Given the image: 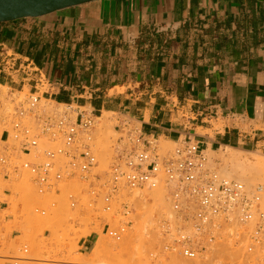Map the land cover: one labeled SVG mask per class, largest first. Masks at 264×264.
I'll list each match as a JSON object with an SVG mask.
<instances>
[{"label": "crops", "instance_id": "1", "mask_svg": "<svg viewBox=\"0 0 264 264\" xmlns=\"http://www.w3.org/2000/svg\"><path fill=\"white\" fill-rule=\"evenodd\" d=\"M0 47V84L13 90L205 151L264 143V0H92L0 23ZM11 194L0 191V216H13Z\"/></svg>", "mask_w": 264, "mask_h": 264}, {"label": "built area", "instance_id": "2", "mask_svg": "<svg viewBox=\"0 0 264 264\" xmlns=\"http://www.w3.org/2000/svg\"><path fill=\"white\" fill-rule=\"evenodd\" d=\"M71 113L69 105L46 110L41 106V97L35 95L19 101L15 108L13 138L20 140L23 153L35 151L41 138L49 142L60 138L63 141V147L58 150L44 152L45 163L22 164L41 192L53 187L54 161L58 154H64L69 158L67 165L54 178L61 180L79 174L89 180L95 176L96 183L88 186L96 197L103 191L104 210L114 212L115 205L122 208L123 216L115 228L108 222L104 224L106 234L120 240L133 223L129 219V202L123 193L156 189L164 181L172 214H163L159 219L163 251L176 252L187 260L203 259L218 242L227 240L229 250L241 251L234 264H264V212L259 209L264 186L249 188L241 181L222 178L209 165L200 143L190 138L178 141L168 154L162 153L155 139L146 136L130 120H119L114 127V159L109 177L103 180L93 174L98 166L90 143L95 118L77 114L72 121ZM29 114L33 120L28 118ZM6 138L9 139V131ZM0 162L6 165V157H1ZM100 180L104 182L99 183ZM251 224L254 227L250 231ZM29 260L19 257L7 264H23Z\"/></svg>", "mask_w": 264, "mask_h": 264}, {"label": "rangeland", "instance_id": "3", "mask_svg": "<svg viewBox=\"0 0 264 264\" xmlns=\"http://www.w3.org/2000/svg\"><path fill=\"white\" fill-rule=\"evenodd\" d=\"M4 52V49L0 47V57L5 55H1ZM31 95L40 96L41 106H44L46 110L52 106L66 107L65 104H57L52 100L42 98V93H31L28 86L19 92L9 85L0 84V158L5 156L7 159L6 165L0 162V191L9 190L12 193L10 197L3 198L9 200L10 203V209L6 211V214L13 215L0 216V264L14 263V259L19 257L30 259L23 264H169L167 262L170 264H216V262L234 264L241 251L239 249L240 252L237 249L229 250L227 240L217 243L218 245L216 244L203 259L185 260L176 252L163 251L159 219L163 214H172L164 181L161 182L159 189L147 190L145 188L142 191H133L131 194L128 191L123 193L125 200L130 203L129 219H132L133 223L128 226L120 240L106 234L104 224L108 222L112 228H115L123 216L122 208L120 205H115L114 212L104 210L103 191H101L102 195L99 194L96 197L88 186L91 182L96 183L95 176L90 177L89 180L81 178L79 174L63 177L61 180L54 178V175L59 171H64L67 165L69 158L64 154H58L54 161L53 187L40 192L34 183L33 176L23 168L22 164L24 162L45 163L44 152L58 150L63 147V141L60 138L55 142H49L41 138L35 151L30 154L21 151L20 140L13 138L12 121L18 102L24 101ZM73 107L78 108L76 104ZM78 110L95 118L96 125L91 130L92 141L90 143L98 166L93 174L100 175L104 180L109 177L110 166L114 159L115 125L119 120H130L141 129L140 123L130 118H120L113 112H97L90 107L78 108ZM78 110L72 109L70 114L72 121L76 120ZM28 118L33 120L30 114ZM6 131H9L8 140ZM4 133L5 138L2 139L1 136ZM152 139H155L161 152L166 154L178 144V141L172 142L163 138L152 137ZM182 140L184 137L180 141ZM235 149L236 153L252 162L256 160L264 162V143L251 151ZM228 151L225 147L213 152L205 151L209 165L216 168L220 176L226 179L228 178L223 168L228 163L232 165L223 157ZM103 180L99 183H103ZM231 180L238 181V179ZM248 181L243 183H248L246 185L249 188L257 185L264 186V176L262 178L251 176ZM262 196L259 209L264 212V192ZM5 217H11L12 220L5 222ZM253 227L254 224H251L248 230L251 231ZM45 231L51 232L50 238L43 237ZM14 233H20V236L13 237ZM90 235H93L92 242L87 245V249L83 248L80 244L81 239ZM96 249L102 250L99 261L92 260V252ZM25 250L28 252L25 253ZM137 251L140 253L136 260H130Z\"/></svg>", "mask_w": 264, "mask_h": 264}, {"label": "water", "instance_id": "4", "mask_svg": "<svg viewBox=\"0 0 264 264\" xmlns=\"http://www.w3.org/2000/svg\"><path fill=\"white\" fill-rule=\"evenodd\" d=\"M92 0H0V23L38 18Z\"/></svg>", "mask_w": 264, "mask_h": 264}, {"label": "bare ground", "instance_id": "5", "mask_svg": "<svg viewBox=\"0 0 264 264\" xmlns=\"http://www.w3.org/2000/svg\"><path fill=\"white\" fill-rule=\"evenodd\" d=\"M78 114V113H77ZM12 125V124H11ZM150 138V137H149ZM152 138V137H151ZM197 142V141H196ZM201 145V144H200ZM202 148V147H201ZM226 148L229 150L226 155H224V159L226 158V161L227 162H230L232 163V165L228 163V165L226 167L223 168V172L225 173V176L228 178V179H238V181H241V182H246L248 181L249 178H251V176H254L255 178L256 177H261L264 176V162L263 161H255V162H252L250 161L249 159H247L246 157L244 158L241 154L239 153H236V149L235 148H232V147H229V146H226ZM203 149V148H202ZM204 150V149H203ZM234 150V151H233ZM207 152V151H206ZM208 152H213V150L209 149ZM223 155V154H222ZM261 160V159H260ZM226 162V163H227ZM220 170V169H219ZM241 171V172H240ZM224 178V176L222 177ZM253 178V177H252ZM249 182V181H248ZM248 184V183H246ZM161 185V183H160ZM159 185V187H160ZM248 187V185H247ZM251 187V186H250ZM163 188V187H162ZM166 188V187H165ZM254 188V187H252ZM159 189V188H158ZM148 190V188H147ZM146 190V192H147ZM152 190V189H151ZM137 191V190H136ZM140 191V190H138ZM142 191V190H141ZM41 192V191H40ZM145 192V193H146ZM150 192V191H149ZM148 192V193H149ZM129 194H131L132 192H128ZM144 193V194H145ZM153 193V192H152ZM162 194V193H161ZM160 194V195H161ZM153 195V194H152ZM157 197V196H156ZM161 197V196H160ZM263 197V196H262ZM126 201V200H125ZM146 201V200H145ZM165 201V200H164ZM128 202V201H127ZM166 202V201H165ZM168 203V201L166 202ZM130 204V203H129ZM170 204V203H169ZM263 206V205H262ZM170 207V206H169ZM130 211V210H129ZM170 211V210H169ZM161 216V215H160ZM158 217V216H157ZM221 242V241H220ZM219 243V242H218ZM223 243V242H222ZM162 244V243H161ZM163 245V244H162ZM218 245V244H217ZM223 245V244H222ZM221 245V246H222ZM220 246V245H219ZM227 246V245H226ZM223 248V247H222ZM221 249V248H219ZM224 250V248H223ZM225 251V250H224ZM236 251V250H235ZM239 251V250H238ZM166 252V251H165ZM217 252V251H216ZM240 252V251H239ZM102 253V250H99V249H96V250H93L92 252V255H93V261H99V257H100V254ZM140 252L137 251V253H134L132 255V257L130 258V260L132 261H135L136 258L138 257L137 255L139 254ZM221 253V252H220ZM225 253V252H224ZM212 255V254H211ZM215 255V254H214ZM213 255V256H214ZM234 255V254H233ZM238 255V253H237ZM240 255V254H239ZM140 257V256H139ZM236 257V256H235ZM183 258V257H182ZM216 258V257H215ZM232 258V257H231ZM210 259V258H209ZM186 260V259H185ZM208 260V259H206ZM219 260V259H218ZM170 261V259H169ZM232 261V260H231ZM184 262V261H183ZM186 262V261H185ZM191 262V261H190ZM197 262V261H196ZM170 264V262H167ZM198 263V262H197ZM206 263V262H205Z\"/></svg>", "mask_w": 264, "mask_h": 264}]
</instances>
